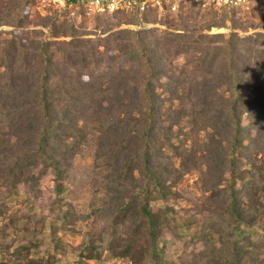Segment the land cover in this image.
<instances>
[{
    "label": "trees",
    "instance_id": "trees-1",
    "mask_svg": "<svg viewBox=\"0 0 264 264\" xmlns=\"http://www.w3.org/2000/svg\"><path fill=\"white\" fill-rule=\"evenodd\" d=\"M34 4L0 0V26L11 27L0 30V188L38 199L49 174L46 217L83 228L78 264L101 248L126 264H169L162 231L180 238L189 209L200 218L183 244L204 249L182 264H264L253 239L264 222V31L240 35L264 30V0L249 4L256 21L241 6L188 0L160 18L153 7L94 13L93 29L82 5L66 19L68 9L32 18ZM36 234L17 228L0 264H53L65 244L52 235V255L32 257Z\"/></svg>",
    "mask_w": 264,
    "mask_h": 264
},
{
    "label": "rangeland",
    "instance_id": "rangeland-1",
    "mask_svg": "<svg viewBox=\"0 0 264 264\" xmlns=\"http://www.w3.org/2000/svg\"><path fill=\"white\" fill-rule=\"evenodd\" d=\"M213 8H219L218 5H209ZM68 6H60L58 4H47V3H40L35 0L34 4V13L32 14V18H36L38 16H46L48 14H51L52 12L56 11L58 13H61L63 10H66ZM70 8V7H69ZM243 10L247 13V18L251 21H256L258 19L257 12L253 11L250 8V5L241 7ZM70 10L69 13L66 16V19H71L76 12V8L68 9ZM156 16L157 18H160L162 15V12H159L156 10ZM94 13L84 11V15L86 19L88 20V27L89 29H93L92 24V17ZM112 21H116L115 18L112 19ZM145 26L151 27L156 26L161 29L164 28V26L160 25L159 23H152L151 21H148L144 23ZM118 28H131L136 29L137 25L128 24L122 21ZM10 26L1 25L0 30H10ZM27 29H42L43 31H46L45 28L41 26H28ZM264 31L262 29H251L249 28L246 32H241L240 35L252 33L254 31ZM208 33H220V32H228L227 28H216L211 27L208 31ZM86 37H93V35H89ZM59 40H68L69 37L61 36L58 37ZM100 50H103L102 47H100ZM175 58V57H174ZM177 60V58H175ZM176 62V61H174ZM244 123H246V120H243ZM75 165H90L92 164V158L87 157L85 159H80L79 156L76 157L74 160ZM36 172V171H34ZM261 175H264V173H261ZM197 174L194 172H190L185 176V186L187 184V188L189 189V194L191 196H194L195 200L199 199V192L195 188V182L197 180ZM42 195L38 197V199H32L29 196L28 191L19 184L17 189L14 191L12 195H7L4 188H0V204H4L5 208L1 212L0 215V260H2L4 257L3 253L5 251L6 246L16 247L17 246V228L23 227V225L28 224L29 226H34L36 228V236L39 240L38 247H34L31 249L30 256L35 257L36 254H39L40 256L44 257L47 256V254L53 253V245H54V239L61 240L65 247L63 246L61 251H57L55 254V259L53 264H78L77 263V255L75 251L76 247L80 244L82 239V230L83 228L72 227L70 223H67V221H59L57 224H52V217H46L47 216V203L48 198L54 197V183L51 178V176L48 174L43 179H41L40 182ZM65 198L66 202H68V198L66 197V191L62 190L61 195ZM158 206V203H153V208H156ZM173 206L178 213L180 217L183 216L182 208L185 207V201L181 199H177L173 201ZM191 207L187 206L186 208ZM194 207V206H193ZM189 215L188 219L191 222V225L189 229H183L179 231L180 238H175L172 236L171 232L167 229H163L162 231V241L164 242V253L167 255L166 259L169 262V264H182V261H186L188 250H193L195 252L203 251L204 246L202 243H196L193 246L185 247L184 240L188 239L196 230L195 222L200 218L199 214L195 212L194 209H189ZM262 229L260 230L259 235H253V239L260 242V244L264 245V222H262ZM53 229H56V234L53 235ZM249 232V230H248ZM54 236L53 238H50V236ZM239 240L242 239V233H237L236 236ZM258 258H260L262 261H264V250L261 254L257 255ZM94 257L90 261H86L83 264H126V262L122 259L118 258H112L107 257L105 254V251L101 249H97L94 253ZM194 258L191 256L190 260H193ZM46 264V263H43Z\"/></svg>",
    "mask_w": 264,
    "mask_h": 264
},
{
    "label": "built area",
    "instance_id": "built-area-1",
    "mask_svg": "<svg viewBox=\"0 0 264 264\" xmlns=\"http://www.w3.org/2000/svg\"><path fill=\"white\" fill-rule=\"evenodd\" d=\"M40 3L58 4L60 6L82 5L84 9L91 13L113 12L117 10L143 11L147 7H153L159 12L165 9L175 11L179 4H185L188 0H36ZM201 2L204 5H229L248 6L255 0H192Z\"/></svg>",
    "mask_w": 264,
    "mask_h": 264
}]
</instances>
